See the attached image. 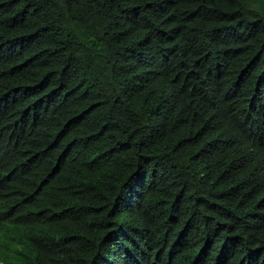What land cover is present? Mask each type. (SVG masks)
Here are the masks:
<instances>
[{
  "label": "trees",
  "instance_id": "obj_1",
  "mask_svg": "<svg viewBox=\"0 0 264 264\" xmlns=\"http://www.w3.org/2000/svg\"><path fill=\"white\" fill-rule=\"evenodd\" d=\"M0 264H264V0H0Z\"/></svg>",
  "mask_w": 264,
  "mask_h": 264
}]
</instances>
